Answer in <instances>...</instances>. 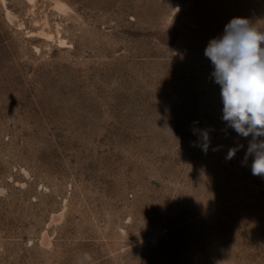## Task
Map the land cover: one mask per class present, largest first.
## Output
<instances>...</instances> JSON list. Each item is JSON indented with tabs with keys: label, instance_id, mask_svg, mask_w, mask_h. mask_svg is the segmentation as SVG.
<instances>
[{
	"label": "rangeland",
	"instance_id": "374dc122",
	"mask_svg": "<svg viewBox=\"0 0 264 264\" xmlns=\"http://www.w3.org/2000/svg\"><path fill=\"white\" fill-rule=\"evenodd\" d=\"M235 17L264 0H0V264H264L204 55Z\"/></svg>",
	"mask_w": 264,
	"mask_h": 264
},
{
	"label": "clouds",
	"instance_id": "9594fccd",
	"mask_svg": "<svg viewBox=\"0 0 264 264\" xmlns=\"http://www.w3.org/2000/svg\"><path fill=\"white\" fill-rule=\"evenodd\" d=\"M204 55L213 65L214 82L220 86L222 120L238 136H251L244 162L251 156L252 175L264 177V29L247 18L235 17L225 25L222 36L209 41ZM192 132L199 137L192 146L206 154L211 144L209 130L193 127ZM242 147L229 148L225 159L231 160ZM85 259L91 258L85 255Z\"/></svg>",
	"mask_w": 264,
	"mask_h": 264
}]
</instances>
